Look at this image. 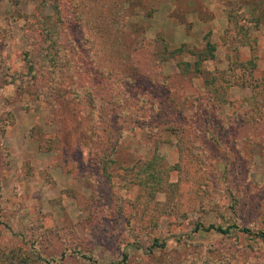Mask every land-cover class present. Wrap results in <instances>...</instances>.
<instances>
[{"label":"rangeland","instance_id":"1","mask_svg":"<svg viewBox=\"0 0 264 264\" xmlns=\"http://www.w3.org/2000/svg\"><path fill=\"white\" fill-rule=\"evenodd\" d=\"M0 264H264V0H0Z\"/></svg>","mask_w":264,"mask_h":264},{"label":"trees","instance_id":"2","mask_svg":"<svg viewBox=\"0 0 264 264\" xmlns=\"http://www.w3.org/2000/svg\"><path fill=\"white\" fill-rule=\"evenodd\" d=\"M209 229H215L216 231L223 232L222 228H215L214 226L209 227Z\"/></svg>","mask_w":264,"mask_h":264}]
</instances>
